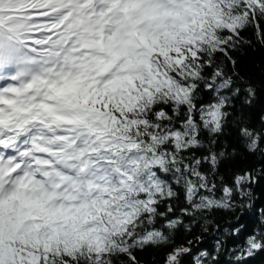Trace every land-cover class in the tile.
Here are the masks:
<instances>
[{"label": "snow or ice", "instance_id": "6c2138e0", "mask_svg": "<svg viewBox=\"0 0 264 264\" xmlns=\"http://www.w3.org/2000/svg\"><path fill=\"white\" fill-rule=\"evenodd\" d=\"M250 29L264 46V0H0V264H141L175 244L181 196L194 222L253 209L264 66L257 83L235 55ZM241 148L259 163L223 174ZM257 212L196 264L264 252Z\"/></svg>", "mask_w": 264, "mask_h": 264}, {"label": "trees", "instance_id": "16d2710c", "mask_svg": "<svg viewBox=\"0 0 264 264\" xmlns=\"http://www.w3.org/2000/svg\"><path fill=\"white\" fill-rule=\"evenodd\" d=\"M244 36L246 39L253 42V47H246L243 50L244 55H235L246 74L252 75L254 81L259 83L261 76L260 69L257 65L264 66V46H261L256 41L254 30H248L244 33ZM252 126L258 130L261 127L258 120H254ZM235 137L236 133L235 130H233L232 140L234 143H236ZM258 163V157L247 154L241 148L240 154L237 155L235 159L226 163L221 171L225 175H230L231 172L237 169L252 168ZM254 192L257 199L255 200L253 209L245 210L243 213L239 211L214 210L210 213H206L203 218H198L195 222L181 215L180 209L185 207L183 197L181 196L179 200L174 201L176 205L175 216H181L184 226L176 230L175 244L167 248H147L144 251L137 252L136 255L141 261V264H163L166 252L171 251L172 247L180 244L191 248V253L183 257L182 264H196L195 257L198 256L201 251L207 250L210 253H214L215 241L218 238L226 240V247H231L238 242H243L244 236L251 233L253 228L259 224L257 209L264 207V179H261L254 187ZM205 219L208 223H205ZM241 225L244 227L238 238L230 237L228 232L224 231L227 229L230 232L232 228L240 227ZM186 227L190 228V231H187ZM197 237H200L199 241H197ZM189 240L193 241L192 245H188L187 242ZM219 262L220 264H233L226 251L221 252ZM245 264H264V252L257 253L248 259Z\"/></svg>", "mask_w": 264, "mask_h": 264}]
</instances>
